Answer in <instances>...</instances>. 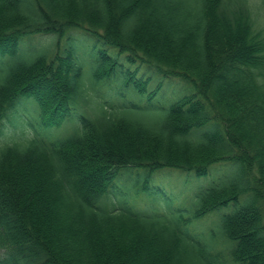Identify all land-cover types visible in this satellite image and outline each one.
<instances>
[{
    "label": "trees",
    "instance_id": "1",
    "mask_svg": "<svg viewBox=\"0 0 264 264\" xmlns=\"http://www.w3.org/2000/svg\"><path fill=\"white\" fill-rule=\"evenodd\" d=\"M79 34L93 38L90 80ZM30 36L58 41L20 47ZM180 86L194 92L176 100ZM28 97L42 126L76 125L28 135L14 122ZM165 171L185 173L186 196L149 205ZM0 264H264L252 0H0Z\"/></svg>",
    "mask_w": 264,
    "mask_h": 264
},
{
    "label": "rangeland",
    "instance_id": "2",
    "mask_svg": "<svg viewBox=\"0 0 264 264\" xmlns=\"http://www.w3.org/2000/svg\"><path fill=\"white\" fill-rule=\"evenodd\" d=\"M263 6H264V0H252V7L255 12V16L257 18V24L260 25L261 27H264V7ZM80 37H81L80 34L78 36L76 35L75 39H76V43H78V49H80L81 53H83L84 55L83 63L85 65V72H86L87 80H90L92 79L93 60L96 54L95 49H92L93 38L88 37L90 40H92L90 41V45H89L87 42L82 43V41H80ZM68 39L69 38H65L64 40H62V43H66ZM57 41L58 40L54 36H30V37H25L20 41V47H26V46H29L30 44H34V45L42 44L43 46L45 44H55ZM68 43H71V42L69 41ZM174 80L181 83L177 79L168 80V81H174ZM174 84H175L174 82L170 83L167 89L173 87ZM150 88H152V86ZM106 90L111 91V88L106 87ZM172 92L175 96V99L177 100L179 97L192 94L194 90L190 87L184 90L180 86L179 89L175 88ZM169 97H171V95L167 94L166 97L164 96L162 97L163 98L162 100H159L158 98H156L153 101L164 103L162 101L168 100ZM176 100H172L171 102L176 101ZM20 108H21L20 109L21 117L15 116L16 119H14V122H16V126H20L22 124V121H25L27 125L29 126V127L26 126V128H27V134L30 136L39 134L40 136L44 138H58L70 132L73 129V127L76 125V121L74 119H69L60 125L42 126L38 120V111H37L38 104L32 97L23 98L21 101ZM11 130H14V128H11ZM18 130L19 128L16 131ZM7 136L10 137V133H8ZM228 165L232 166V164H228ZM214 170L215 168L214 169L212 168L208 175H205L201 178L195 177L197 181H194L191 183V185L188 188V192L199 186H200L199 188L209 187L213 183H215L217 181V177L223 172L224 167L218 168V170L215 172ZM182 173L183 172L179 174V172L165 171L162 173L155 174L153 179H151V181L154 180L156 184L165 185L166 193L164 192L163 195H159V194L152 195L149 193H145L142 196V198L145 197L149 205H154V206H157L159 204L163 206V203H161L160 200L163 202L169 203L170 201L168 200V197H171L174 201H175L174 198H176L177 202H180L186 196V194L180 195L182 186H183V181L186 184L189 183L186 175H185V179L183 180V174L185 173L183 174ZM151 183L154 184L153 182ZM182 191L183 193H185L184 188ZM138 199L140 200L141 198H138ZM224 212L225 211L219 212V214H222ZM211 223H212L211 216L208 217V219H205L202 221V224L206 225L207 227Z\"/></svg>",
    "mask_w": 264,
    "mask_h": 264
}]
</instances>
